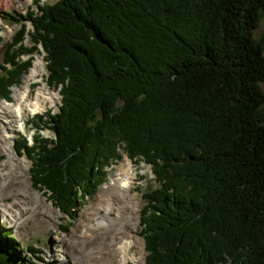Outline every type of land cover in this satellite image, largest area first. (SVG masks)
Masks as SVG:
<instances>
[{
  "label": "trees",
  "instance_id": "1",
  "mask_svg": "<svg viewBox=\"0 0 264 264\" xmlns=\"http://www.w3.org/2000/svg\"><path fill=\"white\" fill-rule=\"evenodd\" d=\"M40 10L31 35L62 105L47 120L57 138L27 146L36 183L75 211L78 191H92L123 146L158 180L143 208L149 264H264V0H58ZM6 60L20 65L14 80L26 62ZM7 232L0 264H27Z\"/></svg>",
  "mask_w": 264,
  "mask_h": 264
},
{
  "label": "bare ground",
  "instance_id": "2",
  "mask_svg": "<svg viewBox=\"0 0 264 264\" xmlns=\"http://www.w3.org/2000/svg\"><path fill=\"white\" fill-rule=\"evenodd\" d=\"M37 66H40V62L35 60L29 71L24 74L26 82L24 87H14L16 91L13 94V99H0V151L7 153L8 159L13 160L12 166L6 171L10 174V178L3 181L5 188L9 190L14 187L25 190L27 186L26 177H22L21 174L28 172L29 164L26 162L23 165L22 161L24 160L17 155L13 144L15 132L24 127L22 123L23 111L25 109L30 112L45 110L48 101L54 97L51 88L45 82L42 69L38 70ZM33 82H38V84L31 96ZM13 156L17 158L15 159ZM114 166L117 169L109 172L108 179L99 186L95 197L90 199L91 204L83 210L86 216H81L84 225L82 235L78 236L74 245L70 244L75 236L73 231L68 237L60 236V239L65 242L69 241L72 248L73 246L79 247L86 258L93 261L97 254L108 260V264H123L127 262L128 252L133 244V231H136L139 221L140 203L135 201L131 188L138 172V166L133 159H128L125 156ZM4 173V169L0 167V174ZM38 194L42 196L41 192ZM20 203L25 205L27 200L16 199L11 203V206L14 207L11 210L15 209L20 213V208H22L19 206ZM114 205L117 207L116 209ZM44 207L51 214L50 209L48 207L46 209V205L43 203L38 206V210L41 211ZM26 208L28 207L23 209ZM97 232L104 235L109 234L111 239L103 236L102 240L94 241L93 247H87L84 242ZM81 257L79 252L73 251L70 252V255L63 252L49 255L52 264H82ZM70 258H73L76 263H70ZM95 261L99 262L98 257Z\"/></svg>",
  "mask_w": 264,
  "mask_h": 264
},
{
  "label": "rangeland",
  "instance_id": "3",
  "mask_svg": "<svg viewBox=\"0 0 264 264\" xmlns=\"http://www.w3.org/2000/svg\"><path fill=\"white\" fill-rule=\"evenodd\" d=\"M37 0H1L0 2V11L1 10H19L23 13H26L29 9H34L36 11L38 9V6L36 4ZM41 2H54L55 0H40ZM0 16L2 17V21L0 22V34H2L3 39L0 41V63L3 60V52H5V43L10 41L13 38V35L15 34L18 27L21 26L15 23L14 20L9 21L5 19L2 14L0 13ZM29 26L32 27L31 23H29ZM255 36L257 39L264 41V11L261 17V20L259 22V25L255 29ZM27 44H30L32 42V39L28 35L25 39ZM4 47V48H3ZM1 48H3V52H1ZM23 52V50L21 51ZM22 60H26L28 63V66L25 67L24 71L21 74V78L19 82L15 85H12L11 87V93L9 95L10 99H13V94H15L14 87L17 86L18 88H22L25 85L24 80V74L29 71L30 65L34 64V61L37 60L40 62V66L38 67V70L42 69V72H44L46 79L48 75V68L46 66V59H45V50L43 49L42 45H40V48L37 50L32 51L31 53H23L21 55ZM21 60V61H22ZM1 70V69H0ZM262 86L264 88V82L262 83ZM33 90L36 88V83L32 86ZM51 88V87H50ZM52 94L54 97L52 100L48 101V106L46 108H51L52 112L59 109L60 105V93L58 89L51 88ZM1 100L4 98H0ZM264 110V106L262 107ZM41 111L37 112H30L29 110L25 109L23 111V125L24 129L17 131V138L19 136V132H24L25 134H28L30 141L32 142V134L35 132L34 128V122L31 121V118H35L36 114L41 113ZM37 120V119H36ZM43 129H41V132L44 135L53 136L54 132L47 128L44 124H42ZM18 140V139H17ZM119 152L115 160H113V164H117L122 157H126L127 153L124 151L123 146H119ZM19 153V152H18ZM19 157H22L24 163L28 162L29 167L31 165V160L28 158V156L25 153H19ZM13 158H17L16 156H13ZM12 161L8 159L7 153L4 151H0V167H2L5 171L4 174H0V224L3 226H11L15 229V234L17 238L24 243L33 244L39 247V243L43 246L42 250H28L27 254L29 256H32L34 254L33 260L36 264H47L49 252L53 251H61L65 253H69L71 248L69 249V241H60L54 238V235H52V232L54 229H57V226L60 222H65L66 220L70 223L66 227L65 231H60L58 229V233L60 235L64 234V236H68L72 231H78L81 232L82 229V217L84 216L85 208L81 207L78 212L75 213V215L72 218H69L67 215H65L63 212H61L57 207H51L48 205L47 202H52L48 199L46 201L41 195L39 196L38 192L36 190H39L37 187L32 185L31 180V174L30 170L26 173H22V177H26L27 186L25 190H22L18 187H14L12 189L5 188V185L3 184V181L5 179L10 178V174L7 173V169L12 166ZM137 166H138V172L137 176L134 179L132 192L136 196V200L140 202V208L143 202L142 194L139 189H147L154 185V174L151 171V166L144 160H135ZM4 163V164H2ZM112 164V165H113ZM111 169L106 166L108 173L112 170H116V166H112ZM16 199H26L27 203L25 205H22V209L20 213H18L15 209L11 210V208H14L11 205V203ZM41 203L46 205L47 207L52 211V215L48 213L47 210L42 209L41 211L38 210V206L41 205ZM24 207H28L26 209H23ZM58 210L59 214L55 212V210ZM140 215V210H139ZM63 218V219H62ZM140 225L138 224V228L136 231H133L134 235L132 237L133 244L132 247H130L128 252V260L131 264H145L144 257L146 255L145 246H144V240L141 234L139 233ZM102 234H99L95 239H102ZM108 238H110V235H107ZM87 245H93L92 242H88ZM60 246V247H59ZM77 251H80L77 247ZM25 254V253H22ZM26 255V254H25ZM71 259V258H70ZM103 260V259H102ZM143 260V261H142ZM73 259H71L72 263ZM84 264H97L95 261H88L84 260Z\"/></svg>",
  "mask_w": 264,
  "mask_h": 264
}]
</instances>
